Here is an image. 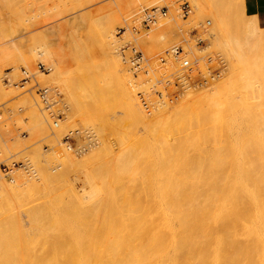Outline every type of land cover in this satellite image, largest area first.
Segmentation results:
<instances>
[{"label": "rangeland", "instance_id": "1", "mask_svg": "<svg viewBox=\"0 0 264 264\" xmlns=\"http://www.w3.org/2000/svg\"><path fill=\"white\" fill-rule=\"evenodd\" d=\"M183 4H187L191 10L186 18L182 17L180 11ZM153 7L166 10V15L160 17L154 25H149L147 28L142 27L137 33L133 32L132 27L139 25L135 19L139 18L140 11ZM207 22L210 24L206 25ZM161 23L170 26L167 43H162L149 35L153 34L154 32L150 31H154ZM153 26L154 28H152ZM50 27H55L56 34L50 38L51 40L49 39L48 43L44 31ZM256 28L254 20L246 18L242 0H0V166L11 167L12 164H16L14 168L11 167L9 177H5L0 172V189L3 191L8 188L9 190L7 193L8 190L5 189L6 196L1 195L0 197L2 205L7 203V206L0 207V250L4 253L3 256L10 261L14 259V254L20 255L22 258L23 256L24 258L36 256L39 254V252H35V249L38 248L33 242L36 237L46 236L51 232L58 234L63 231V228L52 230L44 223L39 225L33 223L38 214H46L47 210L42 206L53 202L49 193L52 188L59 190L64 203L71 204L78 210L89 209L94 204L96 197H87L83 192V187H85L83 180L86 175L90 177L96 175V164L99 165L102 160L96 158L98 160L96 163L97 160L95 161V157L93 158L91 154L100 144L103 143V147L110 144L114 147L113 150L117 149L116 140L117 138L119 140L120 136L115 133L117 130L114 129V125H118L125 132L133 129L134 132H132L135 135L139 131L141 132L137 134L139 140L145 139L146 134L140 127L142 123H139L140 125H136L138 124L136 123L137 127L132 128L127 124L128 122H124L126 117L122 104L123 99L115 90L117 87L115 82L118 80L116 77H119V74L117 75L108 55L114 53V56H111L119 62V70L122 69V73H124L122 79L119 78L120 83L124 82L123 87L133 96L136 105L145 115L144 117L156 115V109H153L156 107L155 104L160 103V107L157 105L160 111L157 109L156 113L165 109V114H167L171 112V108L175 109L177 104L182 106L184 103L183 106L191 107V109L189 108L190 116L195 118L197 117L195 114H200L204 107L200 106L201 109H198L200 108L198 106L205 103V108L208 107L206 104H209L212 112L209 107L204 108L203 115L200 114L202 116L207 115L208 117V111H210L212 115L209 114V117L213 116L218 121H221L219 120L220 115L223 117L222 121L227 118V121L229 120L226 122L227 125L238 122L242 127L243 124L245 126L264 125V120L257 123L261 111L258 109L255 92L259 80L256 70L262 68L264 72V31L258 28L256 30ZM213 29L216 30L213 31ZM104 35L107 38L104 39ZM148 36H151L152 39ZM198 39L202 40L199 45L196 44ZM103 41L107 42L111 53H106V50L103 52L105 49ZM125 42L133 44L134 48L141 52L145 59L147 58L148 75L144 72H132L128 64L125 63V66L122 63L117 48ZM30 47L34 49L32 54L28 53ZM175 47H180L190 63L193 64V71L182 87H175L174 72L179 69L177 60L169 57L166 59V67L157 61L159 57H164L168 49L170 51ZM59 60L62 63L58 64ZM154 62L157 65L153 64ZM158 64L160 68L162 66L163 69H166L161 73L162 75H159L162 68L159 70ZM54 66L63 74L60 80L64 77L66 79L64 80L66 82H63L68 84L66 85L68 86L67 94L65 93L66 88L63 89L64 83L63 86H60L59 84L62 82L57 81L58 84H56L54 83L56 79L53 82L50 78L56 69ZM153 66L157 67H155L156 70ZM38 67L49 70L44 72L42 68L38 69ZM24 71L29 74L30 78L21 88L19 81L24 77L22 74ZM214 71L218 75L210 78L209 72L213 73ZM250 72L252 74L249 78ZM139 76H143L144 81ZM153 77L156 79L155 81ZM131 78H134L133 81L140 79V84H143L140 85L139 81L133 83ZM6 80L8 83H5ZM145 83L148 84V87L146 86L144 89ZM196 83H202V85L194 87ZM245 83H250L254 90L245 93ZM131 84L132 86H130ZM122 85L120 84V86ZM139 85L143 87L141 88L144 91L140 87L137 88ZM135 86L136 91L134 90ZM216 87H220L222 91L218 89V95L210 97L212 101L216 100V103L213 102L215 104L211 105L210 98L202 95L214 91ZM45 88L49 89L47 96L54 89L52 91L54 96L51 95L53 100H50V96L47 97L45 94V100L50 101V107H48L49 103L48 105L43 103L39 95V90ZM262 90H264V86ZM146 91L149 92L148 95ZM161 91L164 94H161ZM152 92L153 95H150ZM138 93H141L149 103L148 111L142 109ZM165 95H170L172 99L170 96L167 99ZM152 97L156 101H153ZM163 98H166L167 102L162 101ZM203 99L207 100L203 102ZM192 100L196 101L192 102ZM198 100H201L202 104ZM74 103L77 104V110L73 106ZM161 105L164 107L167 105L169 108H164ZM70 112H72L71 115L68 114ZM70 118L72 121H69ZM234 118H236V122L235 120L231 122ZM55 122L58 125L54 126ZM63 124L65 125L62 126ZM109 126L112 128L110 129ZM224 129L221 133L226 132L227 136L225 135L223 139L228 137L226 139L228 141L231 136L228 129L226 127ZM224 143L222 150L224 154H221V157H225L226 154V157L229 156L227 162H232L231 153L233 148L234 150L236 147L238 149V146L231 142L234 147L226 149L227 143ZM231 143L229 142L230 145ZM209 144L205 147L206 152L213 151L211 142ZM229 144L228 146H230ZM237 149L234 152H237ZM210 154L206 155L210 158L213 155ZM191 155L190 152L187 156L191 157ZM233 156L232 158L236 159V156ZM87 159H90L91 162L89 163L90 160ZM21 165L25 167L22 168ZM127 165L129 166L126 171L132 164L127 163ZM208 166L207 168H209ZM25 168H28L30 172L34 169L38 174L31 173L29 177L30 172L26 174ZM16 175L21 179L16 178ZM21 175L24 178L29 177L28 180L25 181L26 179ZM46 175L49 180H52L45 184V187L40 186L42 182H39L40 179L37 180V177L42 179ZM36 180L39 184L35 185ZM16 181L18 184L20 183L18 186L15 184ZM24 181L26 183L31 181L34 184L30 182L29 186ZM31 186L39 188L33 190L30 189ZM27 187L30 191L27 190ZM23 188H25L23 191L26 192L25 194L20 191ZM54 192L56 194L55 190ZM17 193L19 196L16 195ZM2 197H4L3 199L8 197L6 202ZM17 201L20 205L17 204ZM244 202L248 203V201ZM247 213L245 212V215ZM90 224L89 222L88 225ZM71 226H76L75 221L68 223L66 229ZM69 235L72 236L70 233ZM73 235H75L74 232Z\"/></svg>", "mask_w": 264, "mask_h": 264}, {"label": "bare ground", "instance_id": "2", "mask_svg": "<svg viewBox=\"0 0 264 264\" xmlns=\"http://www.w3.org/2000/svg\"><path fill=\"white\" fill-rule=\"evenodd\" d=\"M207 23L210 24L209 22ZM215 30L213 29V31ZM150 32L154 33L149 35L157 38L156 40L162 43L169 41L170 26L164 23H161L154 31ZM55 34V27H50L44 31V36L48 39V43L49 39L53 38ZM148 37L152 39L151 36ZM103 38H107L106 35ZM216 38L219 39L217 35ZM106 43L103 44L105 45L103 52L106 50V53H111L112 51L110 48V50L108 49L109 46ZM129 44L134 48L133 44ZM33 51L34 49L30 47L28 53L32 54ZM111 55L114 56V53L108 56L112 60V66L117 71V75L119 74V77H116V80H118L115 82L117 86L115 90L123 99L122 104L126 117L124 122H128L127 124L132 128L142 123L143 127L141 125L140 127L141 129L143 128L142 131L144 130V134H146L145 139L139 140L140 138L137 135L141 133L139 131L135 135L133 129V132L131 130V132H125L118 125H114V129L117 130L115 133L120 136L119 140L118 138L116 140L118 145L115 147L117 149L113 150L114 147L110 146V144V147L107 145L103 147V143L100 144L101 147L98 146L100 148L97 147L96 151L91 154L93 158L95 157V161L97 160L96 158L98 160L101 158L100 160H102L101 163L99 161V165L96 164V175L91 177L86 175L83 180L85 184L83 192L87 197H96L94 204L89 209L82 208V210H78L71 204L64 203L59 190L52 188L53 190L51 189L49 193L53 198V202L42 206L47 210L46 214L35 216L33 223L36 225L44 223L52 230L63 228V231L58 234L51 232L46 236L36 237L33 240L36 243L35 247L38 248L35 249V252H39L36 256H25L26 258L23 256L22 258L20 255L14 254V259L10 261L3 256L4 253L0 250V264H264V125L251 124L250 126H245L243 124L242 127L238 122L230 123L231 127L230 124L227 125L228 123H226L229 121H227V118L225 119L226 121L223 120L225 122L222 121V115L218 116L221 121L213 118V116L209 117V114L212 115L209 104H206L210 108V111H208L209 109L206 110L209 112H207L209 118L207 115L202 116L205 111V103L198 106H204L202 108L203 113L198 110L201 107L195 109L202 114H195L199 118L190 116L191 111L189 108L191 109V107L183 106L184 103L182 106L177 104L178 106L176 105L175 109L171 108V112L167 114H165V109L156 113L157 109L160 111V103L155 104L156 107L159 105V107L153 108L156 109V112L154 111L156 115L144 117L145 115L142 114V111L136 105L133 96L123 87L124 82L120 83L119 78L122 79L124 73H122V69L119 70V62ZM118 55L121 59L120 53ZM59 63H62L61 60L58 61ZM153 67L155 69L156 66ZM157 67H159V64ZM161 68L159 67L158 69L160 70ZM158 69L156 71L157 74ZM162 69L159 75L166 70ZM46 70L48 71L49 69ZM54 70L50 76L51 80L54 82L56 79L54 83L62 82L59 85L63 86L64 82H66L64 81L66 80L64 79L65 77L60 80L63 74L58 71L57 67ZM172 70L171 72H174ZM257 72L259 80L255 92L258 99V109L261 111L259 122L257 123H261L264 120V90H262L264 72L262 68L257 69ZM174 74L175 80L178 76L183 78L180 68L178 71L175 70ZM251 74L252 72L249 73V78ZM155 76L157 77V75ZM28 77L30 78L29 74ZM139 78L144 81L143 76H139ZM133 79L131 78L132 81ZM153 79L154 81L156 80L154 77ZM139 80H134L133 83H138ZM120 84L123 85L120 86ZM66 85L68 84L63 87L64 90L66 88L65 93L68 91V86ZM147 85H143L144 89ZM199 85L202 84L196 83L194 87ZM142 88L141 90L144 91ZM132 89L134 88L132 87ZM218 89L220 90L221 88L216 87L214 91L202 96L215 97L218 95ZM134 90L136 91V86ZM134 90L133 92L135 93ZM156 90L158 91V88ZM253 90V86L250 83H245V93ZM52 91L49 92V94L51 93L50 97L47 96L48 92L46 93L50 100L52 99ZM153 92L150 95H153ZM146 94L148 95L149 92ZM161 94L164 93L162 92ZM169 96H166L167 99ZM161 100L165 102L166 98ZM196 100H192V102ZM204 100L207 99H203V102ZM198 101L202 104L201 100ZM49 102L47 101V105ZM210 102L212 105L216 103V100L212 101L210 98ZM73 106L76 110L78 109L76 103ZM213 106L215 107V105ZM48 107H50V103ZM165 107L168 106L165 105ZM215 111H217L216 108ZM219 111H221L220 108ZM152 112L150 113L153 114ZM71 113L68 114L71 115ZM66 116L69 117L68 115ZM71 119L69 121H72ZM235 119L230 121L234 122ZM73 120L75 119L73 118ZM124 122L123 125L125 126ZM53 125L58 124L55 122ZM225 127L231 136H229L231 139L229 138L228 141H226L228 137L223 139L227 132L224 129ZM109 128L111 129L112 127L109 126ZM223 129L226 132L222 134L221 131L223 132ZM134 136H138V139ZM210 142L211 150L214 153L208 150L207 152L211 153L210 155L213 154L209 158L206 155L208 153L205 147L210 145ZM224 142L227 143L226 149H229L228 147H231L232 143L238 146V149L236 147L237 152L239 151L238 154L234 152L236 151L234 148V154L231 151L232 162H227L229 156L226 157V154V161L224 156L221 157V154H224V152L222 153ZM229 142H232L231 145ZM187 152L189 154L191 152L195 156L191 155V157H188ZM233 155L236 156V159L232 158L234 157ZM102 157L103 159L105 157L106 160L104 159L103 161ZM98 160L96 163H98ZM127 163L132 165L126 171L129 166ZM215 166L217 167L216 169L214 168ZM33 170L32 172L27 171L26 174L30 172L28 174L30 177L31 173H36ZM32 176L34 177V175ZM16 178H18L17 175ZM27 178H24L26 179L25 181L28 180ZM37 180L42 182L40 186H44L52 179L49 180L46 175L42 179L37 177ZM37 180L34 182L35 185L38 183ZM29 183L27 182L26 184L29 185ZM34 183L31 182V184ZM15 184L18 186L20 183L18 184L16 181ZM2 185L4 186L3 182ZM33 187L31 186L30 189L37 190L39 188L37 186H35L36 189ZM5 189L8 190V188ZM24 189L20 190L22 194L26 193L23 192L25 191ZM30 189L27 187L28 191ZM4 190L0 189V197L1 195L6 196V190ZM20 191L17 192L20 193ZM119 192L121 193L119 194ZM18 193L16 195L19 196ZM7 198L3 199L5 200L4 202H6ZM244 201H248V203L246 202L247 204H245ZM4 205L1 204L0 207L2 206L3 208ZM26 208H28L27 205ZM245 212H248L247 215H245ZM71 221H75L76 226L66 229L67 224ZM89 222L91 223L90 225H88ZM73 232L75 235H73Z\"/></svg>", "mask_w": 264, "mask_h": 264}, {"label": "built area", "instance_id": "3", "mask_svg": "<svg viewBox=\"0 0 264 264\" xmlns=\"http://www.w3.org/2000/svg\"><path fill=\"white\" fill-rule=\"evenodd\" d=\"M180 11H181L183 18L188 17L189 14L191 13V10L187 4L181 5ZM139 14H140L139 18L135 19V22H139V25L132 27V31L136 32V33L142 27L147 28V27H149V25L155 24L160 17H164L166 15V10L153 7L150 9H143L140 11ZM206 25H209V24L206 23ZM201 43H202V40H200V39H198L196 41L197 45H199ZM118 51L120 53L122 62L128 64L130 67V70L132 72H135V73L144 72L145 74L148 73L147 69H146L147 68L146 59L144 58V56L142 55L141 52H139L135 48L131 47V45L129 43H124L121 47H119ZM164 57L158 58L157 61L160 65H165L166 59H168L169 57H173L175 60H177V62L179 64V68L181 70V75L183 76V78L181 76L176 77L175 82L176 81H178V82L175 83V87H178V86L182 87L187 82L189 74L193 71V68H192L193 64L190 63V61L184 55L183 50L180 47H175L172 50L165 52ZM40 68H42V71L47 72V70L44 67H38V69H40ZM22 74L24 75V77L19 81V83L21 84V86H20L21 88L23 87L24 84H26L28 82V79H29L28 74L25 71L22 72ZM176 75H178V74H176ZM209 75H211L210 78H213L214 76H217L218 74H216V71H214L213 73L209 72ZM184 78H186V79L184 80ZM7 82L8 81L6 80L5 83H7ZM199 84H202V83H199ZM47 92L48 91L46 89L39 90L40 98L43 100L44 104L47 103V100H45V94ZM138 99H139V102H140L141 106L143 107V109L145 111H148L150 109V105L141 93H138ZM15 166H16V164H12L11 167L14 168ZM21 166L23 168V165H21ZM11 167H8L5 165L0 166L1 172L5 177L10 176ZM24 170L28 171V168H25Z\"/></svg>", "mask_w": 264, "mask_h": 264}, {"label": "crops", "instance_id": "4", "mask_svg": "<svg viewBox=\"0 0 264 264\" xmlns=\"http://www.w3.org/2000/svg\"><path fill=\"white\" fill-rule=\"evenodd\" d=\"M246 18L254 20L258 29L264 31V0H242Z\"/></svg>", "mask_w": 264, "mask_h": 264}]
</instances>
